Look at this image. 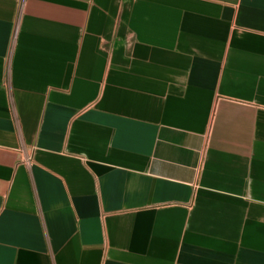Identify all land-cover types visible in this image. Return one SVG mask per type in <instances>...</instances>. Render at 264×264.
Instances as JSON below:
<instances>
[{"label": "crops", "instance_id": "1", "mask_svg": "<svg viewBox=\"0 0 264 264\" xmlns=\"http://www.w3.org/2000/svg\"><path fill=\"white\" fill-rule=\"evenodd\" d=\"M0 264H264V0H0Z\"/></svg>", "mask_w": 264, "mask_h": 264}]
</instances>
